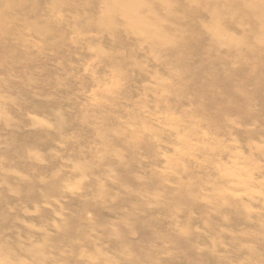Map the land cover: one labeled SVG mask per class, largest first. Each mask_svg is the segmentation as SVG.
I'll return each mask as SVG.
<instances>
[{
  "label": "rangeland",
  "instance_id": "1",
  "mask_svg": "<svg viewBox=\"0 0 264 264\" xmlns=\"http://www.w3.org/2000/svg\"><path fill=\"white\" fill-rule=\"evenodd\" d=\"M3 2L20 18L31 6ZM64 5L62 27L41 25L46 39L0 24V253L24 264H264V112L251 85L232 81L228 108L243 116L220 113L224 87L197 72L205 31L201 58L193 45L177 57L153 43L181 39L163 16L140 33L118 15L100 21L102 4Z\"/></svg>",
  "mask_w": 264,
  "mask_h": 264
},
{
  "label": "bare ground",
  "instance_id": "2",
  "mask_svg": "<svg viewBox=\"0 0 264 264\" xmlns=\"http://www.w3.org/2000/svg\"><path fill=\"white\" fill-rule=\"evenodd\" d=\"M80 1L84 2L85 6H91L92 8V5L102 4L100 7V12H102L99 18L100 21L118 15L123 19L124 25L134 26L140 33L149 27L157 29L162 27L163 24L160 21V17L163 16L165 22L171 23L166 28L169 31H174L175 35L181 39L177 41L163 40L162 42L156 40L153 42L152 38L154 37H149L147 41L152 45L154 43L159 49H161V46H165L166 43H171V45L175 46L174 54H177V57L182 55L192 45L195 48L196 55L199 56L202 39L201 32L204 33L205 31L211 38V45L209 51L206 53V60L199 61L201 65L197 68V72L202 71L206 73L210 83L220 84L224 87L222 101H226L227 104L218 107V111L220 113L234 114L237 117L243 116L239 110L228 108L229 102H233L234 99L237 101L236 95L231 92L232 81L235 77L241 78L242 82L251 85L250 98L256 100L259 103L260 110L264 112V0ZM179 1H183L187 5V8L179 5ZM29 2H31V6L25 10L22 18H20L13 11L15 5L9 4L6 6L3 0H0V24H4L6 20L12 23L22 21L25 28L33 29V33L41 39H46V36L43 35V31L40 29L42 24H54L60 27L65 24L62 19L63 17L57 18L55 14L56 12L63 14L67 11L64 5L67 0H49V5L44 9V13L42 11L41 0H20L19 4L21 7H26ZM116 8H120L121 11L118 12L115 10ZM174 8L180 10L183 15L176 16ZM134 12H137L139 15L133 17ZM196 13L198 16L206 14L210 26L204 28L198 26L197 17H192ZM245 17H247V20ZM183 19H188V26H180ZM16 34L19 33L16 32ZM111 34L115 35V31L112 30ZM8 35V30L0 31L2 39H7ZM17 40L24 41L20 35ZM221 49L224 50L225 57L220 55ZM0 50L9 51L8 45L1 39ZM165 50L168 49L165 48ZM199 58L201 57L199 56ZM209 61H211L210 64L202 63ZM234 64H237L238 68L230 70L229 66L231 67ZM220 66H225L228 72L224 73L220 71ZM248 117H253V114L248 115ZM106 262V264L110 263L109 261ZM0 264L24 263L17 260L9 261L7 254L0 253Z\"/></svg>",
  "mask_w": 264,
  "mask_h": 264
}]
</instances>
